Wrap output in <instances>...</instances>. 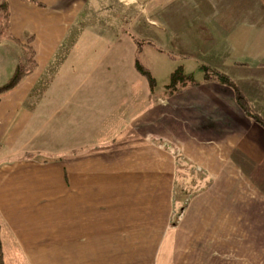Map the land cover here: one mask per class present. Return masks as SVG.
Segmentation results:
<instances>
[{
    "label": "crops",
    "instance_id": "1",
    "mask_svg": "<svg viewBox=\"0 0 264 264\" xmlns=\"http://www.w3.org/2000/svg\"><path fill=\"white\" fill-rule=\"evenodd\" d=\"M0 2L37 64L0 97L2 264H246L264 127L205 73L264 119V0ZM136 61L202 75L164 97Z\"/></svg>",
    "mask_w": 264,
    "mask_h": 264
},
{
    "label": "trees",
    "instance_id": "2",
    "mask_svg": "<svg viewBox=\"0 0 264 264\" xmlns=\"http://www.w3.org/2000/svg\"><path fill=\"white\" fill-rule=\"evenodd\" d=\"M0 17H1L0 23L4 25L5 24L4 22L6 21L7 18V6L6 3L4 2H0ZM136 45H137V54H138L140 52L142 42H136ZM135 65L137 70L143 75H145L147 79H149V82L151 83V87H152L154 85L155 80L150 76V74L147 72L146 69L140 68L138 61H136ZM36 66L37 64L34 59L33 50L30 47H27L25 49L23 48L22 56L20 57V60L17 63L12 75L9 77L7 82H5L3 85L0 86V97L2 94L6 93L7 91L15 87L25 75H28L32 71H34ZM205 79L207 80L212 79L215 80L216 82L227 84L230 87L234 88L236 104L240 107L242 111L247 113L253 120H255L258 124L264 127V119L256 115L250 109L246 99L237 90V88L233 86V84L230 82L227 76L217 71L211 72L207 70L205 73ZM194 84L195 82L193 81V79L191 77L185 76L181 68H178L172 73L169 84L166 85L167 94H165L164 97L171 95V93L177 89H181L188 85H194ZM0 264H2L1 244H0Z\"/></svg>",
    "mask_w": 264,
    "mask_h": 264
},
{
    "label": "rangeland",
    "instance_id": "3",
    "mask_svg": "<svg viewBox=\"0 0 264 264\" xmlns=\"http://www.w3.org/2000/svg\"><path fill=\"white\" fill-rule=\"evenodd\" d=\"M8 48L9 47H7L5 44H3L0 48V85L3 84L11 75L13 66L15 64V60L13 61ZM10 51L12 54L17 53V51L11 47ZM189 64V67L191 69L190 71H192L191 73L193 74V76H195L196 78H200L202 74L196 71L197 66L193 62H190ZM162 74L163 73L161 72L155 75L154 73H152V76L155 79V91L156 89L164 87V85L170 80L169 76H162ZM196 78L193 77L194 80ZM243 258L246 264H264V239H259L257 247L252 249L251 258L249 257V255H243Z\"/></svg>",
    "mask_w": 264,
    "mask_h": 264
}]
</instances>
